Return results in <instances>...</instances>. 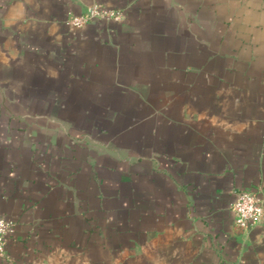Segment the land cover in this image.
<instances>
[{
	"label": "crops",
	"instance_id": "0c3cea01",
	"mask_svg": "<svg viewBox=\"0 0 264 264\" xmlns=\"http://www.w3.org/2000/svg\"><path fill=\"white\" fill-rule=\"evenodd\" d=\"M92 4L122 12L73 30ZM264 0H0V264H264Z\"/></svg>",
	"mask_w": 264,
	"mask_h": 264
},
{
	"label": "built area",
	"instance_id": "2783aa9c",
	"mask_svg": "<svg viewBox=\"0 0 264 264\" xmlns=\"http://www.w3.org/2000/svg\"><path fill=\"white\" fill-rule=\"evenodd\" d=\"M100 6H92L87 12L81 16L73 17L69 20L72 26H84L88 19L94 16L95 12L100 11ZM107 18L118 19V14L112 10L103 11ZM230 215L233 224L239 228L246 230L258 222H264V209L261 200L248 192H240L237 194L234 202L230 206ZM11 222L0 218V258L6 255L7 235L11 231Z\"/></svg>",
	"mask_w": 264,
	"mask_h": 264
},
{
	"label": "rangeland",
	"instance_id": "374dc122",
	"mask_svg": "<svg viewBox=\"0 0 264 264\" xmlns=\"http://www.w3.org/2000/svg\"><path fill=\"white\" fill-rule=\"evenodd\" d=\"M95 5L101 7L100 11L95 12V13H94V16L91 17V18H89V19H88V22H87L84 26H86L87 24L91 23L92 21H95V22H96V21H99V22H101V21L108 22V21H111V20H114V21H121V20H122V12H121V11L113 10L114 12H116V14H118V16H119L118 19H115V18H107V17L105 16L104 12H103V11L106 10L107 8H105L104 6H102V5H100V4H92V5L88 6V7L85 9V11L82 12L81 14H79V15H71V16L68 18V20H67V25H68V27H69L70 29H73V30H77V29L83 28L84 26H81V27L72 26V25H70L68 22H69V20H71L73 17L81 16V15L85 14V13L87 12V10H88L90 7L95 6ZM107 10H108V9H107Z\"/></svg>",
	"mask_w": 264,
	"mask_h": 264
}]
</instances>
